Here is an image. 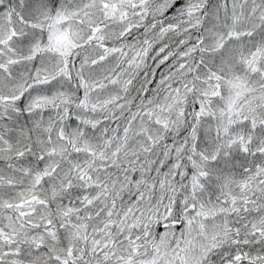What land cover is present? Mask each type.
I'll list each match as a JSON object with an SVG mask.
<instances>
[{"label":"snow or ice","instance_id":"6c2138e0","mask_svg":"<svg viewBox=\"0 0 264 264\" xmlns=\"http://www.w3.org/2000/svg\"><path fill=\"white\" fill-rule=\"evenodd\" d=\"M0 264H264V0H0Z\"/></svg>","mask_w":264,"mask_h":264}]
</instances>
